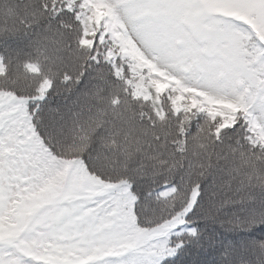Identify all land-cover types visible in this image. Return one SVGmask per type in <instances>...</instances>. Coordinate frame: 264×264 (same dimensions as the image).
<instances>
[{
    "label": "snow or ice",
    "instance_id": "1",
    "mask_svg": "<svg viewBox=\"0 0 264 264\" xmlns=\"http://www.w3.org/2000/svg\"><path fill=\"white\" fill-rule=\"evenodd\" d=\"M0 264H264V0H0Z\"/></svg>",
    "mask_w": 264,
    "mask_h": 264
}]
</instances>
